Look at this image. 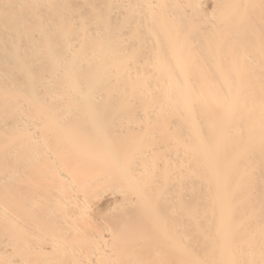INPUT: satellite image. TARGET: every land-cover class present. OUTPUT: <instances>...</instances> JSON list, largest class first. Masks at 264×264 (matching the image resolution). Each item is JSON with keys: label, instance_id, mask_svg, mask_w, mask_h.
I'll return each instance as SVG.
<instances>
[{"label": "bare ground", "instance_id": "obj_1", "mask_svg": "<svg viewBox=\"0 0 264 264\" xmlns=\"http://www.w3.org/2000/svg\"><path fill=\"white\" fill-rule=\"evenodd\" d=\"M0 264H264V0H0Z\"/></svg>", "mask_w": 264, "mask_h": 264}]
</instances>
